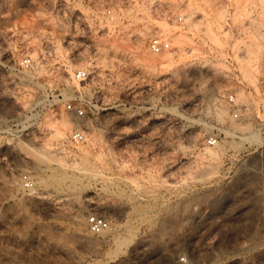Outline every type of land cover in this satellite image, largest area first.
I'll return each mask as SVG.
<instances>
[{
    "label": "rangeland",
    "instance_id": "374dc122",
    "mask_svg": "<svg viewBox=\"0 0 264 264\" xmlns=\"http://www.w3.org/2000/svg\"><path fill=\"white\" fill-rule=\"evenodd\" d=\"M185 1L180 30L150 0L100 23L91 0H0V264H264V0ZM156 34L170 51H149ZM85 157L76 200L41 193ZM95 215L129 229L104 239Z\"/></svg>",
    "mask_w": 264,
    "mask_h": 264
},
{
    "label": "built area",
    "instance_id": "2783aa9c",
    "mask_svg": "<svg viewBox=\"0 0 264 264\" xmlns=\"http://www.w3.org/2000/svg\"><path fill=\"white\" fill-rule=\"evenodd\" d=\"M93 3H98V9H94L92 20L95 22H102L104 20L108 21L112 18L113 12L120 9V7L131 8L135 6L140 0H91ZM150 9L152 15L157 19L165 20L169 23L180 28V30H186L188 28L187 15L184 10L186 8L185 0H150ZM148 49L153 54H163L172 49L171 40L165 37L163 34H156L152 36L148 43ZM36 62L32 57H26L20 62V67L23 69H33L35 68ZM76 78L80 81H86L90 74L87 69H79L75 73ZM233 100V97H232ZM68 111L74 113L76 116L83 118L85 116L86 110L78 105L76 102H71L67 104ZM87 140V130L82 126H77L76 130L72 136V142L75 144L83 143ZM216 139L211 138L210 144H216ZM25 184L27 187L31 188L33 186L32 180L25 177ZM91 229L95 233H102L107 230L110 226L106 218L102 216H91L89 218Z\"/></svg>",
    "mask_w": 264,
    "mask_h": 264
},
{
    "label": "bare ground",
    "instance_id": "6f19581e",
    "mask_svg": "<svg viewBox=\"0 0 264 264\" xmlns=\"http://www.w3.org/2000/svg\"><path fill=\"white\" fill-rule=\"evenodd\" d=\"M35 57V60L38 59V57L36 56V54L33 55ZM152 61H156V59H150ZM37 61V60H36ZM39 61V60H38ZM38 64H40L38 62ZM74 84L78 87V89L82 88V85L81 83L79 82V80H74ZM223 116V115H222ZM225 116V115H224ZM223 116V118H224ZM227 117V116H226ZM224 120H227L226 118ZM78 122H72L68 117H65L62 121V126H61V129L59 130V133L62 135V136H67L69 134V132L72 131L73 128L77 127L78 126ZM238 129H243L244 131L246 130V128H244L242 125H238V124H235V123H232V126H231V130H229L227 132V135L228 136H231L233 135L232 132H234L233 130H238ZM251 137L253 138H259V134H252ZM88 142H89V145L91 147H94L96 146L98 143H99V139L97 138V135H93V136H90L88 137ZM260 144V143H259ZM219 147L223 146L222 145V142H219ZM225 148V147H224ZM225 150V149H224ZM207 151V154L210 155L211 157H216L218 155V152L215 148L213 147H207L206 149ZM69 155H71V153H69ZM88 162H91L88 160V157H85L82 161H81V164H74L73 166V169H74V173L73 175L71 174L70 176L66 173V174H61L60 175H56L54 178V181H53V184L51 185V182L49 184V181L45 180V179H38L36 180L37 184L39 187L45 189V192H41L42 194L44 193H49L50 190H49V187H53L54 189H57V190H64L63 192H65V197L67 200H76V198H78L80 195L78 194V192H80L79 190H81V187H83L85 184H87L86 182H84V180L86 178H91L92 179V176H95V169L91 168V165H93V163H91V165L89 166V163ZM65 168V167H64ZM63 168V169H64ZM72 168V167H71ZM18 171H22V167H18L17 169ZM69 170V169H67ZM72 170V169H71ZM24 171V170H23ZM58 173V172H57ZM99 173V171H98ZM54 174V173H53ZM56 174V173H55ZM98 175V174H97ZM54 176V175H53ZM100 176V174L98 175ZM52 178V177H51ZM49 178V179H51ZM96 178V177H94ZM87 181V179H86ZM86 186V185H85ZM47 189V190H46ZM54 189H52V191H54ZM83 190V189H82ZM51 191V192H52ZM55 192V191H54ZM25 193V192H24ZM58 193H60V191H58ZM81 193V192H80ZM27 194V193H26ZM25 194V195H26ZM79 195V196H78ZM102 195V194H101ZM99 196V195H98ZM64 197V199H65ZM101 197V196H100ZM122 197V196H121ZM125 197V196H124ZM99 199V198H98ZM78 200V199H77ZM93 200V199H92ZM95 200V199H94ZM79 201V200H78ZM88 201V200H87ZM90 201V200H89ZM100 201V200H99ZM98 201V202H99ZM96 203H98L97 201H95ZM94 203V202H93ZM92 203V204H93ZM105 203V202H104ZM129 203V202H128ZM76 204V203H75ZM80 204V203H79ZM78 204V205H79ZM110 204V203H109ZM131 204V203H130ZM97 205V204H96ZM90 206V205H89ZM119 207V206H118ZM56 208V207H54ZM139 208V206H138ZM141 208H145V207H141ZM121 209V208H120ZM147 209V208H146ZM181 209V208H180ZM134 210V209H133ZM143 210V209H142ZM149 210V209H148ZM146 211V210H145ZM179 211V210H178ZM84 212V211H83ZM130 212V211H129ZM132 212V211H131ZM134 212V211H133ZM149 213V212H148ZM82 214V213H81ZM79 214L78 215V218H77V224H79V226H77L78 228L74 229L76 230L75 231V235L79 238V239H86L89 241L88 237L92 234H90V232L86 231L81 225L83 224L82 223V218L84 217L83 215ZM136 214V213H135ZM147 214V213H146ZM150 214V213H149ZM140 215V214H139ZM131 217V216H130ZM140 218V217H139ZM144 218H146L148 220L147 217L144 216ZM154 218V217H153ZM141 219V218H140ZM114 220V219H113ZM111 221V220H110ZM156 221V220H155ZM142 222V221H141ZM144 222V221H143ZM145 223V222H144ZM129 225V224H128ZM128 227L126 226H122L121 224L119 223H115L114 225H111L107 230L103 231L101 233V237L104 238V239H108L110 238V236L112 234H120L121 232L125 231V229H127ZM129 229V228H128ZM132 229V228H131ZM73 231V230H72ZM74 233V232H73ZM72 233V234H73ZM205 233V232H204ZM125 234V233H124ZM130 235V234H128ZM116 238H118L116 235H114ZM123 236V235H122ZM121 236V237H122ZM120 237V238H121ZM124 237V236H123ZM123 237L122 239H117V243L120 242V244H125L126 242L123 243ZM90 238V237H89ZM125 238V237H124ZM128 238V237H127ZM130 238V237H129ZM75 239V238H74ZM114 240V238H113ZM126 240V239H125ZM128 240V239H127ZM130 240V239H129ZM128 240V241H129ZM83 241V240H82ZM110 241V240H109ZM147 244V243H146ZM163 250V248H162ZM164 251V250H163ZM189 264H192V261L189 260L188 261ZM187 263V264H188Z\"/></svg>",
    "mask_w": 264,
    "mask_h": 264
}]
</instances>
